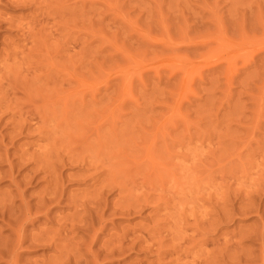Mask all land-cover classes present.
I'll use <instances>...</instances> for the list:
<instances>
[{"label": "rangeland", "instance_id": "rangeland-1", "mask_svg": "<svg viewBox=\"0 0 264 264\" xmlns=\"http://www.w3.org/2000/svg\"><path fill=\"white\" fill-rule=\"evenodd\" d=\"M0 107V263L264 264V0H0Z\"/></svg>", "mask_w": 264, "mask_h": 264}, {"label": "bare ground", "instance_id": "bare-ground-1", "mask_svg": "<svg viewBox=\"0 0 264 264\" xmlns=\"http://www.w3.org/2000/svg\"><path fill=\"white\" fill-rule=\"evenodd\" d=\"M4 90H5V89H4ZM5 94H6V93H5ZM1 96H2V95H1ZM34 100H35V99H34ZM10 103H11V102H10ZM10 103H8V104H10ZM28 103H29V102H28ZM25 104H26V102H25ZM9 106H10V105H9ZM20 106H21V104H20ZM31 106H32V105H31ZM37 106H38V105L36 104V107H37ZM16 107H17V106H16ZM22 107H23V106H22ZM36 107H35V108H36ZM38 107H39V106H38ZM0 108H1V107H0ZM6 108H7V107H5V109H6ZM37 109H38V108H37ZM37 109H36V110H37ZM39 109H40V108H39ZM39 109H38V111H39ZM6 110H7V109H6ZM0 111H1V109H0ZM23 111H24V109H23ZM26 111H27V109H26ZM3 112H4V111H3ZM3 112H2V113H3ZM2 113L0 112V115H1ZM5 113H6V112H5ZM36 113H37V112H36ZM28 114H29V112H28ZM39 114H40V113H39ZM5 115H6V114H5ZM13 115H14V114H13ZM26 116H27V114H26ZM0 117H2V116H0ZM13 117H14V116H13ZM7 118H8V117H7ZM9 118H11V116H10ZM3 119H4V118H3ZM3 119H1V120H3ZM13 119H14V118H13ZM11 120H12V119H11ZM19 121H20V120H19ZM19 121H18V122H19ZM0 122H1V121H0ZM4 122H5V120H4ZM10 123H11V122H9V125H10ZM22 123H24V122H22ZM22 123H20V124L18 123V125L20 126ZM13 124H14V123H13ZM13 124H11V125H13ZM24 124H25V123H24ZM5 125H6V123L4 124V126H5ZM22 125H23V124H22ZM22 125H21V126H22ZM25 125H26V124H25ZM21 126H20V128H21ZM9 127H11V126H9ZM17 127H18V126H17ZM26 127H27V126H26ZM26 127H24V128H26ZM7 128H8V127H7ZM20 128L17 129V130H21ZM11 129H13V127H12ZM14 129H15V127H14ZM26 129H27V128H26ZM6 130H7V129H6ZM24 130H25V129H24ZM24 130H23V131H24ZM39 130H40V129H39ZM39 130H38V131H39ZM9 131H10V130H9ZM11 131H14V130H11ZM15 131H16V130H15ZM26 131H28V130H25V131H24V134H25ZM29 131H30V130H29ZM29 131H28V132H29ZM36 131H37V130H36ZM36 131H35V132H36ZM5 133H6V132H5ZM9 133H10V132H9ZM18 133L20 134V131H18ZM1 134H2V133H1ZM1 134H0V135H1ZM3 134H4V133H3ZM3 134H2V135H3ZM7 134H8V133L4 134V137H6ZM16 134H17V133H16ZM16 134H15V135H16ZM21 134H23V132H22ZM35 134H36V133H35ZM10 136H11V137H10L11 139H13V138L16 139V138H15L16 136H17V138L19 137L18 134H17L16 136L12 137V133L10 134ZM20 136H21V135H20ZM1 137H3V136H1ZM1 139H2V138H1ZM5 139H6V138H5ZM7 139H9V138H8V135H7ZM37 139H38V137H37ZM41 139H42V138H41ZM9 141H10V143H11V141H13V140H10V139H9ZM37 141H38V140H37ZM0 142H1V141H0ZM3 142H4V141H3ZM3 142H2V143H3ZM6 142H7V141H6ZM40 142H41V141H40ZM7 143L10 144L9 142H7ZM38 143H39V142H38ZM5 144H6V143H5ZM5 144H4V145H5ZM8 144H6V146H7ZM36 144H37V143H36ZM0 146H1V145H0ZM11 146H12V145H11ZM36 146H38V145H36ZM7 147H9V146H7ZM7 147H6V148H7ZM18 147H19V146H18ZM4 148H5V147H4ZM22 148H23V147H22ZM22 148H21V149H22ZM2 149H3V148H2ZM33 149H34V148H33ZM33 149H32L31 152H33ZM48 149H49V148H48ZM3 150H4V149H3ZM5 150H6V149H5ZM5 150H4V152H2V153L5 154V153H6ZM43 150H44V149H43ZM7 151H8V150H7ZM19 151H20V150H19ZM21 151L23 152L24 150H21ZM29 151H30V150H29ZM29 151H28V152H29ZM40 151H41V149H40ZM40 151H39V152H40ZM34 152H35V151H34ZM13 153H14V152H13ZM17 153H18V152H17ZM48 153H49V152H48ZM27 154H28V153H27ZM32 154H33V156H34V153H32ZM2 155H3V154H2ZM7 155H8V154H7ZM12 155H13V154H12ZM14 155H15V154H14ZM20 155H24V156H25V154H23V153L20 154ZM5 156H6V154L3 155V162L7 160V159H6V160L4 159ZM8 156H9V155H8ZM15 156H16V155H15ZM24 156H23V158H24ZM31 156H32V155H31ZM33 156H32V157H33ZM55 156H57V155L55 154ZM16 157H17V156H16ZM43 157H45V156H43ZM43 157H42V158H43ZM51 157H52V156H51ZM59 157H60V156H59ZM0 158H1V160H2V156H0ZM5 158H6V157H5ZM9 158H10V157H9ZM13 158H15V157H13ZM20 158H21V157H20ZM33 158H34V157H33ZM45 158H46V157H45ZM47 158H48V157H47ZM56 158H57V157H56ZM11 159H12V157H11ZM58 159H59V158H58ZM84 159H85V158H84ZM20 160H22V158H21ZM31 160H32V162H34V161H36L37 159H36V160L31 159ZM33 160H34V161H33ZM50 160H51V159H50ZM9 161L12 162L11 160H9ZM9 161H8V163H9ZM16 161H18V160H16ZM16 161H15V163H16ZM24 161H25V160H24ZM27 161H28V160H27ZM27 161H26V162H27ZM3 162H2V164H3ZM30 162H31V161H30ZM43 162H44V161H43ZM51 162H53V161L51 160ZM51 162H50V163H51ZM6 163H7V162H6ZM15 163H14V164H15ZM34 163H35V162H34ZM54 163H58V162H56V159H55ZM54 163H51V164H53V166H54ZM71 163H73V162H71ZM76 163H77V162H76ZM82 163H83V162H81V164H82ZM90 163H91V162H90ZM0 164H1V163H0ZM2 164H1V165H2ZM27 164L29 165V163H26V164H24V165L26 166ZM31 164H32V163H31ZM79 164H80V162H79ZM79 164H78V165H79ZM81 164H80V165H81ZM85 164H86V163H85ZM10 165H11V164H10ZM10 165H9V166H10ZM16 165H19V164H16ZM43 165H44V164H43ZM12 166H13V165H12ZM12 166H10V167H12ZM14 166H15V165H14ZM25 166H23V167H25ZM29 166H30V165H29ZM32 166H33V165H32ZM51 166H52V165H51ZM53 166H52V167H53ZM75 166H76V164H75ZM83 166H85V165H83ZM86 166H90V165L88 164V165H86ZM23 167H21V169H22ZM40 167H41V166H40ZM90 167H92V165H91ZM28 168H29V167H28ZM28 168H27V169H28ZM9 169H11V168L8 167V170H9ZM13 169H14V168H13ZM52 169H53V168H52ZM15 170H16V169H15ZM38 170H39V169H38ZM40 170H41V169H40ZM54 170H55V169H54ZM9 171H10V170H9ZM9 171H8V172H9ZM22 171H23V170H22ZM24 171H25V169H24ZM26 171H27V170H26ZM37 172H38V171H37ZM5 173H6V172H5ZM27 173H28V172H27ZM52 173H53V171H52ZM8 174H10V173H7V175H8ZM11 174H12V173H11ZM37 174H38V173H37ZM37 174H36V175H37ZM39 174H42L41 171H40ZM54 174H55V173H54ZM101 174H102V173H101ZM25 175H26V174H25ZM25 175L23 174L24 177H25ZM34 175H35V173H34L32 176L34 177ZM98 175H99V174H98ZM10 176H11V175H10ZM18 176H19V175H18ZM23 176H22V177H23ZM32 176L30 175L31 180H32ZM45 176H47V175H45ZM45 176H44V177H45ZM26 177H27V176H26ZM26 177H25V178H26ZM91 177H92V176H91ZM5 178H6V177H5ZM13 178H14V177H13ZM93 178H95V177L90 178L91 181H92ZM7 179H8V178H7ZM11 179H12V178H11ZM23 179H24V178H23ZM23 179H22V180H23ZM28 179L30 180V178H28ZM34 179L37 181V178H34ZM46 179H47V178H46ZM46 179H44V180H46ZM87 179H88V178H87ZM96 179H97V180L99 179L98 176H96ZM96 179H95V180H96ZM0 180H1V179H0ZM22 180H21V181H22ZM29 180L26 179V182H25V183H26L27 185L30 183ZM38 180H39V179H38ZM7 181H8V180H7ZM9 181H11V180H9ZM15 181H16V180H15ZM21 181H20V183H19L18 181H16L15 183L18 182V185H20V184H21ZM33 181H34V180H33ZM41 181H42V180H41ZM82 181H83V180H82ZM22 182H24V180H23ZM27 182H29V183H27ZM39 182H40V181H39ZM45 182H47V181H45ZM96 182H97V181H94V183H96ZM98 182H100V181H98ZM98 182H97V183H98ZM13 183H14V182H13ZM25 183H24V184L22 183V184H23L22 186H24V188L26 187V186H25ZM53 183H54V182H53ZM53 183H52V184H53ZM88 183H89V182H88ZM94 183H93V185H94ZM9 184H10V182H9ZM49 184L52 186V184H51L50 182H49ZM102 184H103V182H102L101 184H99V186L102 185ZM31 185H32V184H31ZM93 185H91V186H93ZM95 185H96V184H95ZM108 185H109V184H108ZM118 185H119V184H118ZM13 186L16 187L17 184H16V186H15V185H13ZM51 186H50L49 188L52 189ZM53 186H54V189H53V190H55V187L57 188V191H58L59 189H61V188H59V187H61V186H59V185L57 186V184H54ZM99 186H97V187L99 188ZM104 186H105V184L103 185V187H104ZM14 187H13V188H14ZM31 187H32V186H31ZM93 187H94V186H93ZM95 187H96V186H95ZM100 187H101V186H100ZM115 187H116V186H114V188H115ZM117 187H118V186H117ZM120 187H121V186H120ZM16 188H17V187H16ZM58 188H59V189H58ZM62 188H63V187H62ZM104 188H105V187H104ZM19 189H20V188H18L17 190H19ZM27 189H28V188H27ZM99 189H100V188H99ZM99 189H98V190H99ZM111 189H112V188H111ZM122 189H123V188H122ZM17 190L15 189V193H16V194H17V192H16ZM22 190H23V189H22ZM93 190H95V189H93ZM119 190H120V189H119ZM0 191H1V190H0ZM20 191H21V190H20ZM48 191H49V190H48ZM55 191H56V190H55ZM88 191H89V190H88ZM96 191H97V190H96ZM99 191H100V190H99ZM99 191H97L96 194L102 193V191H101V192H99ZM105 191H107V188H106ZM105 191H104V194L106 193ZM112 191H114V190H112ZM120 191H121V190H120ZM2 192H3V191H2ZM26 192H28V191L26 190ZM40 192H41V191H40ZM59 192H60V194H59ZM59 192H57L58 195H61V191H59ZM63 192H64V191H63ZM94 192H95V191H94ZM98 192H99V193H98ZM110 192H111V190H110ZM8 193H10V192H8ZM12 193H13V192H12ZM12 193H11V194H12ZM31 193H32V192H31ZM52 193H53V192H52ZM89 193H90V192H89ZM89 193H88V195L90 196ZM107 193H108V192H107ZM107 193H106V194H107ZM24 194H25V193H24ZM83 194H84V196H85V193H83ZM20 195H21V193H20ZM22 195H23V194H22ZM41 195H42V192H41ZM51 195H52V197H54V196H55V192H54V195H53V194H51ZM58 195H57V196H58ZM88 195H87V196H88ZM91 195H94V194H91ZM99 195H100V194H99ZM119 195H120V194H119ZM4 196H7V194H6V195L4 194ZM8 196L10 197V195H8ZM8 196H7V197H8ZM17 196H19V191H18V195H17ZM24 196H25V195H24ZM32 196H33V195H32ZM49 196H50V195L48 194V197H49ZM57 196L54 197V198H55V201H57V199H58ZM63 196H64V195H63ZM87 196H86V197H87ZM94 196H95V195H94ZM94 196H90V197L92 198V200H94V198H95L97 195H96L95 197H94ZM102 196H103V195H102ZM102 196H100V197L102 198ZM104 196L106 197V195H104ZM7 197H6V198H7ZM11 197H12V195H11ZM22 197H23V196H22ZM28 197H29V196H28ZM28 197H26V198H28ZM33 197H34V196H33ZM59 197H60V196H59ZM79 197H80V196H79ZM93 197H94V198H93ZM100 197L97 196V198H99V199H100ZM1 198H2L1 201H2V200H5V201L7 200V199H4L3 197H1ZM14 198H15V197H14ZM19 198H20V197H19ZM19 198H18V199L15 198V199L19 201V200H20ZM26 198H25V199H26ZM38 198H40V195L38 196ZM45 198H46V197H45ZM49 198H50V197H49ZM56 198H57V199H56ZM75 198H76V197H75ZM145 198H146V197H145ZM31 199H32V198H31ZM35 199H36V197H35ZM35 199H34V200H35ZM84 199H85V198H84ZM102 199H103V198H102ZM147 199H148V198H147ZM147 199H146L145 202H147ZM8 200H11V199H8ZM12 200H13V199H12ZM12 200L10 201V202H11V203H10L11 205H12V203H13ZM16 200H15V201H16ZM21 200H22V199H21ZM27 200H28V199H27ZM47 200H48V198H47ZM47 200H46V203H44V204H47V202L51 201V202H49L50 204L48 203V204L50 205V208H51V207L53 206V205L51 206V204L54 202V201H53L54 199L51 198V199H49V201H47ZM59 200H60V199H59ZM59 200H58V201H59ZM104 200H105V199H104ZM104 200H103V203L106 202V201H104ZM107 200H108V199H107ZM137 200H138V199H137ZM144 200H145V199H144ZM23 201H24V200H23ZM28 201H29V200H28ZM36 201H37V200H36ZM38 201H39V200H38ZM52 201H53V202H52ZM61 201H63V199H62ZM69 201H70V200H69ZM97 201H98V199H97ZM97 201H96V202H97ZM100 201H101V200H100ZM142 201H143V200H142ZM7 202H8V201H7ZM7 202H6V203H7ZM20 202H21V201H20ZM24 202H26V201H24ZM24 202H23V203H24ZM42 202H44V198H43V201H42ZM98 202H99V201H98ZM123 202H124V201H123ZM3 203H4V202H3ZM37 203H38V202H37ZM37 203L34 205V206H35V207H34V210H35V211L31 210V209H33V208H31L32 205H30L28 202H26L25 205L29 204L30 210L33 211L32 213H34V212H37V209H39V206H40V205H38ZM54 203H55V202H54ZM80 203H81V204H84V203H85V200H84V202H80ZM86 203H87V202H86ZM86 203H85V204H86ZM100 203H101V202H100ZM100 203H97V204L99 205ZM0 204H1V202H0ZM10 204H5V205H7V206L9 205V206H10ZM87 204H89V203H87ZM107 204H108V202H107ZM107 204H106V205H107ZM135 204H136V203H135ZM139 204H140V203H139ZM148 204H149V202H148ZM148 204H147V206H148ZM36 205H38V206H36ZM57 205H58V203H57ZM69 205L72 206L71 203H70ZM94 205H96L95 201H94ZM94 205H93V206H94ZM100 205H104V206H105V204H100ZM100 205H99V206H100ZM125 205H126V204H125ZM137 205H138V204H136V206H137ZM156 205H157V203H156ZM156 205H155L154 207H157ZM7 206H6V207H7ZM9 206H8V207H9ZM15 206H16V205H15ZM15 206H14V208H15ZM18 206H19V205H18ZM21 206H23V205H21ZM44 206H46V208L44 207L45 210H47V209L49 210V207H47V205H44ZM74 206H75V205H74ZM74 206H73V207H74ZM78 206H79V205H78ZM90 206H91V205H90ZM90 206H89V209L92 207V206H91V207H90ZM99 206H98L97 208H100V207H101V206H100V207H99ZM118 206H119V205H118ZM140 206H141V205H140ZM158 206H159V205H158ZM2 207H3V208H1L2 210L6 209V207H4L3 204H2ZM10 207H11V208H10ZM10 207H9L10 209H13L12 206H10ZM19 207H20V206H19ZM27 207H28V206H27ZM36 207H37V209H36ZM54 207H55V205H54ZM83 207H84V205H83V206L81 205V208H82V209H83ZM86 207H87V206L85 205L84 209H85ZM116 207H117V205H115V208H116ZM154 207H153V208H154ZM9 208H8V210L4 211L5 213L7 212V213H6L7 215H9V213H10ZM20 208H21V207H20ZM22 208H23V207H22ZM41 208H42V207H41ZM71 208H72V207H71ZM97 208L94 207V211H96L95 209H97ZM105 208H107V207H105ZM119 208H120V207H119ZM124 208H125V207H123V210H125ZM136 208H137V207H136ZM1 209H0V212H1L0 214L3 213ZM27 209H29V208H27ZM51 209H55V208H51ZM78 209H79V208H78ZM84 209H83V210H84ZM86 209H87V208H86ZM86 209H85V210H86ZM89 209H88V210H89ZM92 209H93V208H92ZM107 209H110V208H107ZM117 209H118V208H117ZM128 209H130V208H128ZM131 209H132V208H131ZM131 209H130V210H131ZM139 209H141V208H139ZM212 209H213V208H212ZM13 210H14V209H13ZM13 210H12V211H13ZM15 210H16V208H15ZM19 210H21V209H19ZM24 210H26V208H24ZM24 210L19 211V213L21 212V214H19V215H22V212H24ZM30 210H29V212H31ZM48 210H47V211H48ZM79 210H80V209H79ZM88 210H87V211H88ZM100 210H101V208L97 211L98 213H96L97 215H95L94 218H95L96 216H100V215L102 214V212H100ZM134 210H135V209H134ZM141 210H142V209H141ZM153 210H154V209H153ZM41 211H42V214H44V213L46 214V213H47L46 211H45V212H43V210H41ZM71 211H73V210H71ZM75 211H76V210H75ZM87 211H85L86 215H87V213H89V211H88V212H87ZM92 211H93V210H92ZM94 211H93V212H94ZM102 211H103V209H102ZM114 211H115V210H114ZM114 211H112V212H114ZM127 211H128V210H127ZM135 211H136V210H135ZM155 211H156V208H155ZM13 212H14V211H13ZM13 212H11V213H12L13 215H15L14 213H16L17 210H16L14 213H13ZM26 212H28V211L26 210L25 213H26ZM38 212L40 213V211H38ZM48 212H49V211H48ZM112 212H111V213H112ZM136 212H137V211H136ZM139 212H140V211H139ZM151 212H152V211H151ZM5 213H4V215H6ZM51 213H52V211H51ZM51 213H48V214L51 215ZM81 213H82V212H81ZM81 213H80V214H81ZM83 213H84V211H83ZM94 213H95V212H94ZM114 213H115V212H114ZM159 213H160V212H159ZM12 214H11V215H12ZM26 214H29V213H26ZM36 214L38 215V213H34L33 215L30 214L31 217H30L29 215H28V216H29L30 219H31V218H33L32 216L36 217V216H37ZM40 214H41V213H40ZM40 214H39V215H40ZM42 214H41V215H42ZM75 214H76V213H75ZM103 214H104V213H103ZM105 214H106V213H105ZM105 214H104V215H105ZM112 214H113V213H112ZM117 214H118V213H117ZM127 214H128V212H127ZM138 214H139V213H138ZM154 214H155V213H154ZM41 215H40V216H41ZM49 215H48V216H49ZM54 215H55V214H54ZM77 215H78V214H77ZM82 215H83V214H81L80 218L82 217ZM84 215H85V214H84ZM90 215L93 216L94 214L91 213V211H90ZM121 215H123V214L121 213ZM156 215H157V213H156ZM2 216H3V214H2ZM16 216H17L16 218L18 219V221H20V219H21V218L19 219L20 216L18 217V214H17ZM23 216H24V213H23V215H22V219H21V221H20V222H18V221L15 222L16 225L19 224V227H18V228H17V226L15 225V223L13 222V223H14V227L16 226V227H15L16 229H14L13 231H11L10 227H9V228L7 227V223H6V224L3 223V224L6 225V227L8 228V230H9L10 232H14L13 234H15V236H16V238H14L15 236L13 237V238H14V241H13V242L10 240L11 243H13V244H10V243H9L8 246L15 247V245H17V246H19V248H20L21 245L24 244V243L26 242L25 240H27V238H30V237H27V238L25 239L26 235L28 236V234H25V233H26V232H25V231H26V229H25L26 227H25V226L27 225V224L25 225V221L28 219V216H27V217L25 216V217H26V218L24 217L25 219L23 218ZM42 216H43V215H42ZM75 216H76V215H75ZM111 216L113 217V215H111ZM3 217H4V216H3ZM8 217H12L11 219H9V221H11V220L13 221V220L15 219V217L10 216V215H9ZM37 217H38V216H37ZM37 217H36V218H37ZM46 217H47V214H46ZM50 217H51V216H50ZM66 217H68V215H67V216H64L63 218H66ZM70 217H72V214L70 215ZM83 217H85V216H83ZM89 217H90V216H89ZM100 217H101V216H100ZM100 217H98V218L101 219ZM112 217H111V219L114 218V217H113V218H112ZM159 217H161V216H159ZM36 218H35V219H36ZM42 218H44V217H42ZM75 218L77 219V216H76ZM87 218H88V217H87ZM87 218H86L85 220H87ZM4 219H5V218H4ZM4 219H3V220H4ZM37 219H38V218H37ZM37 219H36V220H37ZM47 219H48V218H47ZM51 219H52V218H51ZM53 219H54V218H53ZM73 219H74V218H73ZM73 219H72V220H73ZM99 219H97V217H96V222H99V223H100ZM215 219H216V218H215ZM1 220H2V217H1ZM5 220H6V219H5ZM5 220H4V221H5ZM15 220H16V219H15ZM31 220H32V219H31ZM36 220H35V221H36ZM82 220H83V219H82ZM93 220L95 221V219H93ZM97 220H98V221H97ZM102 220H103V219H102ZM102 220H101V222H102ZM105 220H107V218H106ZM105 220H104V221H105ZM7 221H8V220H7ZM28 221L30 222V220H27L26 222H28ZM32 221H33V220H32ZM32 221H31V222H32ZM48 221H49V220H48ZM52 221H53V220H52ZM61 221H62V220H61ZM76 221L79 222V220H76ZM80 221H81V220H80ZM88 221H89V218H88ZM94 221H93V222H94ZM107 221H108V220H107ZM157 221L160 222V218H159V220H157ZM163 221H164V219H163ZM29 222H28V223H29ZM33 222H34V221H33ZM33 222H32V223H33ZM46 222H47V221H46ZM50 222H51V221H50ZM67 222H68V221H67ZM69 222H70V221H69ZM77 222H76V223H77ZM84 222H86V221H84ZM84 222L82 221V223H84ZM91 222H92V221H91ZM91 222H90V223H91ZM217 222H218V220H217ZM10 223H12V222H10ZM20 223H21V224H20ZM57 223H58V221H57ZM62 223H63V222H62ZM62 223H61V224H62ZM82 223H81V224H82ZM87 223H88V224L85 223L87 226H86V225H83V226H84V227L86 226L85 228H87L88 225H89V227H91L90 223H89V222H87ZM103 223H104V222H103ZM163 223H164V222H163ZM29 224H30V223H29ZM66 224H67V223H66ZM68 224H69V223H68ZM104 224H105V223H104ZM109 224H110V223H109ZM156 224H157V223H156ZM10 225L12 226L13 224H10ZM63 225H64V224H63ZM69 225H70V224H69ZM74 225H75V224H74ZM78 225H79V224H78ZM78 225H75L74 227H73V225H72V227L75 228L76 226L78 227ZM93 225H97V226L94 227ZM110 225H111V224H110ZM8 226H9V223H8ZM27 226H28V225H27ZM32 226H33V225H32ZM67 226H68V225H67ZM62 227H63V226H62ZM65 227H66V226H65ZM79 227H82V225L79 226ZM79 227H78L77 229H78L79 231L83 232L82 228H84V227L80 228L81 230L79 229ZM89 227H88V228H89ZM92 227H93L92 230L94 231V228L98 227V224H92ZM99 227L103 228V225H102V226H99ZM198 227H199V226H198ZM60 228H61V227H59V229H60ZM113 228H114V227H113ZM12 229H13V228H12ZM62 229H65V228H62ZM67 229H68V228H67ZM67 229H65V230L67 231ZM89 229H90V228H89ZM89 229H88V230L86 229V230H87V231H86L87 233H89ZM104 229H105V228H104ZM116 229H117V228H116ZM198 229H199V228H198ZM198 229H197V230H198ZM44 230H46V229H44ZM48 230H49V229H48ZM60 230H61V229H60ZM60 230H59V231H60ZM65 230H64V231H65ZM69 230H71V229H69ZM84 230H85V229H84ZM92 230H90V231H92ZM95 230H97V229H95ZM197 230H196V231H197ZM199 230H200V229H199ZM42 231H43V230H42ZM59 231H57V232H59ZM66 231H65V232H66ZM100 231H102V229H100ZM117 231H118V230H117ZM117 231H116V232H117ZM155 231H158V230H155ZM161 231H162V230H161ZM190 231H191V230H190ZM194 231H195V230H194ZM39 232H40V231H39ZM44 232L46 233V231H44ZM62 232H63V231H61L60 234H61ZM72 232H73V231H72ZM84 232H85V231H84ZM105 232H106V229H105ZM119 232H120V231H119ZM153 232H154V231H153ZM200 232H202V231H200ZM205 232L207 233V231H205ZM49 233H50V232H49ZM51 233H52V234L54 233V235H52ZM51 233H50V234L52 235V237L55 236V234H56L55 231H54V232L51 231ZM66 233H67V232H66ZM79 233H80V232H79ZM97 233H98V230H97ZM110 233H111V232H110ZM123 233H125V234H123ZM127 233H128L127 231H126V232L122 231V234L119 233V235H120V234H121V235H126V237H128ZM131 233H132V232H131ZM160 233H162V232H160ZM30 234H31V232L29 233V236H31ZM62 234H63V233H62ZM82 234H83V233H82ZM85 234H86V233H85ZM98 234H99V233H98ZM98 234H97V237H98ZM128 234H130V233H128ZM145 234H146V233H145ZM155 234H156V232H155ZM155 234H154V235H155ZM255 234H256V233H255ZM11 235H12V234H11ZM33 235H36V234H33ZM51 235H50V237H51ZM63 235H64V234H63ZM83 235H84V234H83ZM86 235H87V234H86ZM102 235H103V234H102ZM119 235H118V236H119ZM121 235H120V236H121ZM207 235H208V234H207ZM258 235H259V234H258ZM58 236H59V235H58ZM112 236L115 237L116 239H118V237H116L117 235H115V234L113 235V234H112ZM112 236H111V237H112ZM120 236H119V238H120ZM130 236H131L132 238L136 237V236L133 237L132 235H130ZM152 236H153V235H152ZM152 236H151V238H152ZM157 236H158V234H157ZM173 236H174V235H173ZM208 236H209V235H208ZM11 237H12V236H11ZM64 237H65V235H64ZM90 237H93V238L95 237V231H94L93 235H92V233H91V236H90ZM90 237H89V238H90ZM113 237H112V238H113ZM121 237H122V236H121ZM143 237H144V235H143ZM167 237H168V236H167ZM167 237H166V238H167ZM169 237H170V236H169ZM217 237H218V236H217ZM8 238H9V237H8ZM34 238H35V237H33V240H34ZM54 238H56V237H53V238H52L53 241L56 240V239H54ZM71 238L74 239L73 237H71ZM76 238H77V237H76ZM115 238H114V239H115ZM128 238H129V237H128ZM148 238H149V236H148ZM159 238H160V237H159ZM162 238H163V237H162ZM193 238H194V237H193ZM15 239H16V241H15ZM31 239H32V236H31ZM36 239H37V240H38V239H40V240H45V239H46V240H48V241L50 242V244L52 243V241L48 238L47 235H43V234H41V233H40L39 237L36 238ZM123 239H124V238H123ZM123 239H121V242H122L123 246H127V245H126L127 243L129 244V242H130V244H131V242H132V241H128V240L126 241V240H125V241L127 242V243H126V242H123V241H124ZM149 239H150V238H149ZM173 239H174V238H173ZM209 239H210V238H209ZM7 240H8V239H7ZM7 240H6V241H1L0 243H2L3 245H4V243H5V244H8V241H7ZM12 240H13V239H12ZM29 240H30V239H29ZM58 240H59V239H58ZM74 240H75V239H74ZM89 240H91V238H90ZM96 240H97V239H96V237H95V241H96ZM118 240H120V239H118ZM122 240H123V241H122ZM133 240H134V239H133ZM169 240H170V239H169ZM179 240H181V239H179ZM205 240H206V239H205ZM24 241H25V242H24ZM95 241H94V242H95ZM106 241H107V240H106ZM109 241H110V240H109ZM147 241H148V240H147ZM158 241H159V240H158ZM164 241H165V240H164ZM208 241H209V240H208ZM6 242H7V243H6ZM28 242H29V241H28ZM28 242H27V243H28ZM36 242H37V241H36ZM36 242H35V243H36ZM49 242H48L47 244H49ZM77 242H78V241H77ZM102 242H103V241H102ZM116 242H117V241H116ZM144 242H145V241H144ZM152 242H153V241H152ZM167 242H169V241L167 240ZM173 242H174V240H173ZM173 242H172V243H173ZM14 243H17V244H14ZM27 243H26V244H27ZM29 243H31V242H29ZM59 243H60V242H59ZM88 243H89V242H88ZM90 243H91V242H90ZM90 243H89V244H90ZM95 243H96V242H95ZM118 243H120V242H118ZM124 243H126V244L124 245ZM132 243H133V242H132ZM136 243H137V242H136ZM138 243H141V242L138 241ZM180 243H182V240H181ZM2 244H0V246H1ZM31 244H32V248H33V245H41V243L34 244V242H32ZM44 244H45V243H44ZM52 244H54V243H52ZM57 244H58V243H57ZM72 244H73V243H72ZM78 244H79V243H78ZM80 244H81V243H80ZM112 244H114V242H113ZM115 244H116V246L118 247L117 243H115ZM122 244H121V245H122ZM134 244H135V241H134V243L132 244L133 247H135ZM145 244H146V243H145ZM156 244H157V243H156ZM42 245H43V242H42ZM42 245H41V247H42ZM66 245H67V244H66ZM66 245H65V246H66ZM84 245H85V244H84ZM119 245H120V244H119ZM132 245H131V246L128 245L129 248L132 247ZM136 245H138V244H136ZM160 245H162V244H160ZM4 246H5V245H4ZM17 246H16V247H17ZM49 246H50V245H49ZM57 246H58V245H57ZM90 246H91V245H90ZM123 246H122V248H119V247H121V246L118 247V248H119V251H120V249L123 250V248H125V247H123ZM128 246H127V247H128ZM151 246H154V244L149 246V247L151 248L150 250H152V247H151ZM171 246H172V245H171ZM2 247H3V246H2ZM2 247H1V250H0V252L2 251L1 253H4V254H5L6 252H8V250H6V248H4V247H3V249H4L5 251H3V250H2ZM26 247H27V246H26ZM46 247H48V246H46ZM55 247H56V243L52 246V248H55ZM59 247H60V246H59ZM62 247H63V246H62ZM87 247H88V245H87ZM102 247H103V246H102ZM102 247H101V248H102ZM108 247H109V246H108ZM108 247L106 246V249H107ZM112 247H113V246H112ZM112 247L110 246V248H109L108 250L110 251V250L113 249L115 246H114L113 248H112ZM127 247H126V249L128 250L127 252H129V249H128ZM133 247H132V248H133ZM154 247H155V246H154ZM159 247H160V246H159ZM177 247H178V246H177ZM201 247H202V246H201ZM35 248H36V247H35ZM56 248H57V247H56ZM56 248H55V249H56ZM66 248H67V247H66ZM66 248H65V249H66ZM73 248H74V247H73ZM75 248L77 249L78 246L75 247ZM118 248H117V250H115V252H112V253H115L114 255L116 256L115 258H117V259L119 258L118 255H116V253H117V251H118ZM175 248H176V247H175ZM191 248H192V247H191ZM203 248H204V246H203ZM203 248H202V249H203ZM7 249H8V248H7ZM16 249H17V248H16ZM20 249H22V247H21ZM28 249H29V248H28ZM63 249H64V247H63ZM68 249H69V248H68ZM81 249H82V248H81ZM81 249H80V250H81ZM104 249H105V247H104ZM104 249H103V250H104ZM115 249H116V248H115ZM147 249H149V248L147 247ZM159 249H160V248H159ZM182 249H183V248H182ZM204 249H205V248H204ZM17 250H18V249H17ZM25 250H26V249H25ZM30 250H31V249H30ZM57 250H58V249H57ZM84 250H85V249H84ZM89 250H91L90 247H89ZM100 250H101V249H100ZM103 250L101 251L102 254H103ZM108 250H104V251H106V253L108 254V252H109ZM130 250H132V249L130 248ZM133 250H134V249H133ZM144 250H145V249H144ZM165 250H166V249H165ZM177 250H178V249H177ZM14 251H15V250H14ZM60 251H61V250H60ZM67 251L69 252V250H67ZM70 251H71V250H70ZM111 251H113V250H111ZM119 251H118V253H119ZM123 251L125 252V249H124ZM123 251H122V252H123ZM147 251H148V250H147ZM166 251H167V250H166ZM180 251H181V250H180ZM202 251H203V250H202ZM68 252H67V253H68ZM75 252H76V251H75ZM78 252H79V250H78ZM94 252H95V255H96L97 250H95ZM101 252H100V254H101ZM122 252H121V253H122ZM131 252H132V251H131ZM156 252H157V251H156ZM159 252L161 253L160 250H159ZM172 252H173V250L171 251V254L174 255ZM176 252H177V251H176ZM178 252H179V251H178ZM197 252H198V250H197ZM197 252H196V253H197ZM204 252H205V251H204ZM211 252H212V251H211ZM216 252H217V251H216ZM1 253H0V254H1ZM13 253H15V252H13ZM56 253H57V251H56ZM58 253H59V252H58ZM58 253H57V255H58ZM85 253H88V252H85ZM109 253L112 254L111 252H109ZM213 253H215V252H212V254H213ZM4 254H3V257H2V258H4ZM64 254H66V250H65V253H64ZM71 254H72V253H71ZM78 254H79V253H78ZM91 254H92V253H91ZM91 254H90V255H91ZM123 254H124V253H123ZM165 254H166V253H165ZM167 254H168V253H167ZM1 255H2V254H1ZM6 255H8V253H7ZM16 255H17V254H16ZM16 255H15L14 257H16ZM67 255H68V254H67ZM93 255H94V254H93ZM95 255H94V256H95ZM105 255H106V254H105ZM121 255H122V254H121ZM163 255H164V254H163ZM203 255H204V254H203ZM205 255H206V254H205ZM214 255H216V254H214ZM249 255H250V254H249ZM10 256H11V253H10ZM60 256H61V255H60V253H59V256H58V257H60ZM94 256H93V258L96 259V257H94ZM106 256H108V255H106ZM166 256H167V255H166ZM187 256H188V255H187ZM193 256H196V255H193ZM193 256H192V258H193ZM252 256H253V255H251V257H252ZM0 257H1V256H0ZM20 257H21V255H19V258H20ZM56 257H57V256H56ZM58 257H57V258H58ZM66 257H67V256H66ZM87 257H88V256H87ZM110 257H111V255H110ZM128 257H129V256H128ZM158 257H160V256H158ZM8 258H9V256H8ZM17 258H18V255H17ZM63 258H64V257H63ZM98 258H99V255H98ZM107 258H109V256H108ZM188 258H189V257H188ZM197 258H198V257H197ZM239 258H240V257H239ZM259 258H260V257H259ZM261 258H262V257H261ZM101 259H102V258H101ZM112 259H114V256H113ZM181 259H182V258H181ZM12 260H14V258H12ZM58 260H59V259H58ZM60 260H61V259H60ZM60 260H59V262L61 263ZM89 260H90V259H89ZM105 260L108 261V259H105ZM105 260H104V261H105ZM193 260H194V259H193ZM197 260H198V259H197ZM197 260H196V261H197ZM199 260H202V259H199ZM214 260H217V259H214V258H213V261H214ZM1 261H2V260H1ZM7 261H8V260H7ZM7 261H3V262H6V264H8ZM9 261H10V260H9ZM14 261H15V260H14ZM17 261H18V263H19L20 260L17 259ZM53 261H54V259H53ZM66 261H67V260H66ZM91 261H94V263H95V261L97 262V260H94V259H93V260L91 259ZM91 261H90V264L93 263V262L91 263ZM112 261H113V260H112ZM117 261H118V260H117ZM3 262H1V263H3ZM102 262H103V261H102ZM159 262H160V261H159ZM161 262H162V261H161ZM161 262H160V263H161ZM210 262H211V260H210ZM215 262H216V261H214V264H215ZM1 263H0V264H1ZM14 263H15V262L12 261V264H14ZM53 263H55V262H53ZM60 263H58V264H60ZM69 263L72 264V262H71L70 259L68 260V263H67V264H69ZM87 263H88V262H87ZM94 263H93V264H94ZM100 263H101V262H100ZM116 263H117V262H116ZM175 263H177V262H175ZM194 263H195V262H194ZM216 263H217V262H216ZM4 264H5V263H4ZM9 264H11V262H9ZM15 264H17V263H15ZM96 264H97V263H96ZM98 264H99V263H98ZM178 264H179V263H178ZM184 264H187V263L184 262ZM188 264H189V263H188ZM198 264H200V263L198 262ZM209 264H210V263H209Z\"/></svg>", "mask_w": 264, "mask_h": 264}]
</instances>
